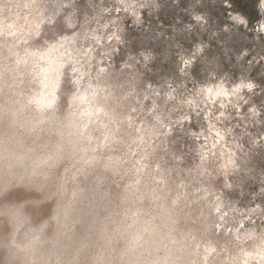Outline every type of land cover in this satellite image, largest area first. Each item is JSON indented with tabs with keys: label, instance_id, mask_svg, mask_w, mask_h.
<instances>
[{
	"label": "rangeland",
	"instance_id": "obj_1",
	"mask_svg": "<svg viewBox=\"0 0 264 264\" xmlns=\"http://www.w3.org/2000/svg\"><path fill=\"white\" fill-rule=\"evenodd\" d=\"M140 2L137 19L119 0H0V264H262L245 253L264 247V33L197 25L217 0ZM221 81L255 87L206 108Z\"/></svg>",
	"mask_w": 264,
	"mask_h": 264
},
{
	"label": "snow or ice",
	"instance_id": "obj_2",
	"mask_svg": "<svg viewBox=\"0 0 264 264\" xmlns=\"http://www.w3.org/2000/svg\"><path fill=\"white\" fill-rule=\"evenodd\" d=\"M249 5H251V11L248 10ZM114 7L117 14L121 11L125 13L131 12L134 17L139 19V16H137V8L151 6L140 2V0H119V6ZM216 8L218 11L212 13L211 15L198 14L195 15L194 19L197 25L203 26L206 31H211L212 28H215L217 38H223L231 34L233 31H247L252 28L253 22H255L254 30L258 34L264 33V0H217ZM108 11L111 12V10ZM257 11H259L260 15H257ZM212 15H215L216 17V23L214 25L212 24ZM115 38L119 39V36H116ZM85 39H87V37H85ZM94 39L97 44L102 43V39L99 38L98 33L94 36ZM112 39L113 36H108L109 42H111ZM65 41H67L66 36H61L59 38V46L62 51L65 49ZM87 51L91 52L93 49L88 48ZM207 54V46L204 44L203 40H201L191 55H184L180 57L182 65L181 71L187 74L190 68L194 70L195 66L198 64L199 58ZM141 55L143 56L145 63L151 59V53H141ZM65 56L67 55L65 54ZM148 87H152L151 83H149ZM254 87L255 85L252 82L245 83L242 81L233 85L231 91H229L228 87L223 81H221L220 83H214L211 86H202L198 94L203 99L205 107L207 108L209 102L215 105V103L221 98L230 99L233 95H239L244 89L252 91L254 90ZM171 99L174 101L175 96L173 95ZM185 102L189 105V107H192L194 104V101L191 99ZM220 107L223 108L224 105L221 104ZM253 112L256 114L255 109H253ZM201 114L203 113H201L199 106L197 105V115ZM212 116L213 112L208 110L205 115V119L211 121ZM219 116L223 118L224 112L221 111ZM186 119L190 121L191 117L189 116ZM214 135L218 138L217 142H219V139H223L219 130H216ZM217 212H220L219 206L217 207ZM240 227L242 229L244 226L241 225ZM249 238L252 237L250 236ZM245 256L249 259L253 258V256H258L259 260L262 264H264V247L258 246L255 253L246 252Z\"/></svg>",
	"mask_w": 264,
	"mask_h": 264
},
{
	"label": "bare ground",
	"instance_id": "obj_3",
	"mask_svg": "<svg viewBox=\"0 0 264 264\" xmlns=\"http://www.w3.org/2000/svg\"><path fill=\"white\" fill-rule=\"evenodd\" d=\"M33 23L39 24V18L38 17L32 18V24ZM13 29L14 28L10 29L9 32L13 31ZM57 46L58 44H56V47L54 46L56 50L53 46H51L50 50L47 51L46 54L44 55H40L42 53L39 54L40 56L39 58H42L44 62L42 61V64H39L38 69H37V74L39 76V83L41 87H40V91L37 94L34 93L35 97L33 96L34 97L33 101L35 102L36 106H44V105L49 104L52 101L51 94L53 93V90L55 89L57 85L59 71H60L61 65L63 64V59H62L63 51L60 48H57ZM52 50H55V51L53 52ZM239 95H233V96L235 98H238ZM226 99H229V98H226ZM238 108H240V106H238ZM220 140L221 139H219V142ZM214 144L215 142L211 143V145L213 146Z\"/></svg>",
	"mask_w": 264,
	"mask_h": 264
}]
</instances>
